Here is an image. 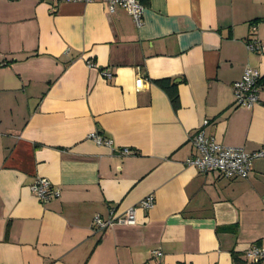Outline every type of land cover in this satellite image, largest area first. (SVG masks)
Here are the masks:
<instances>
[{
	"label": "crops",
	"instance_id": "obj_1",
	"mask_svg": "<svg viewBox=\"0 0 264 264\" xmlns=\"http://www.w3.org/2000/svg\"><path fill=\"white\" fill-rule=\"evenodd\" d=\"M139 2L136 28L100 1L0 0V264H264L244 256L264 247V157L235 180L184 164L199 130L264 152V55L246 50L264 44V0ZM245 68L261 76L251 110L232 93ZM39 177L57 198L30 192ZM146 196L135 225L93 231Z\"/></svg>",
	"mask_w": 264,
	"mask_h": 264
},
{
	"label": "built area",
	"instance_id": "obj_2",
	"mask_svg": "<svg viewBox=\"0 0 264 264\" xmlns=\"http://www.w3.org/2000/svg\"><path fill=\"white\" fill-rule=\"evenodd\" d=\"M52 1L82 4L100 1L106 5L109 13H113L117 8L123 9L130 16L136 28H139L142 23L143 7L139 0ZM246 50L250 53L264 55V44L257 39H253L246 43ZM88 67H92V64L88 63ZM102 76L108 79L111 77L107 72H102ZM260 89L261 76L259 72L252 68H245L240 80L232 84L234 106L251 110L259 102ZM206 124L207 122H204V125ZM88 139L92 140L97 146L112 148L111 141L101 138L96 133L89 134ZM190 143L195 150V155L185 160V166L194 168L200 174L217 172L226 180L246 179L251 171L252 161L264 157L263 151L248 154L242 148L221 146L213 138L206 136L203 130L195 133L190 138ZM118 153L122 156L131 154L127 149L120 150ZM29 189L41 203H47L59 196V191L52 188L50 182L45 178H37ZM153 206V197L146 196L137 206L129 208L121 215H110L106 219L95 216L92 221L93 231L103 232L114 225H135L137 210L149 211ZM150 255L156 264H162V253L159 250H153ZM244 256L250 262H259L264 259V247L251 245Z\"/></svg>",
	"mask_w": 264,
	"mask_h": 264
},
{
	"label": "trees",
	"instance_id": "obj_3",
	"mask_svg": "<svg viewBox=\"0 0 264 264\" xmlns=\"http://www.w3.org/2000/svg\"><path fill=\"white\" fill-rule=\"evenodd\" d=\"M155 83L168 94L170 102L175 108L177 106V93L175 90V84H173L169 79L158 80Z\"/></svg>",
	"mask_w": 264,
	"mask_h": 264
}]
</instances>
